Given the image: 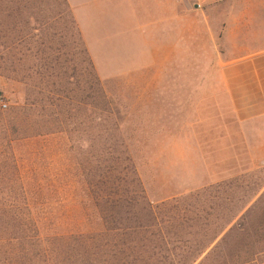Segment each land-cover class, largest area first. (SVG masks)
Segmentation results:
<instances>
[{
  "label": "rangeland",
  "instance_id": "1",
  "mask_svg": "<svg viewBox=\"0 0 264 264\" xmlns=\"http://www.w3.org/2000/svg\"><path fill=\"white\" fill-rule=\"evenodd\" d=\"M176 4L192 22L159 46L95 22L99 74L68 0H0V264H264V116L247 88L264 0ZM110 168L121 202L100 214L90 186ZM150 205L175 217L166 243L139 227Z\"/></svg>",
  "mask_w": 264,
  "mask_h": 264
},
{
  "label": "crops",
  "instance_id": "2",
  "mask_svg": "<svg viewBox=\"0 0 264 264\" xmlns=\"http://www.w3.org/2000/svg\"><path fill=\"white\" fill-rule=\"evenodd\" d=\"M73 10L75 21L87 41L91 58L99 72L105 74L102 67L103 57L94 47L95 22H122L125 30H130L131 35L142 37L143 42L159 46L161 35L169 33V26L175 22H192L190 9L187 11L177 10L176 0H68ZM207 22V20H203ZM233 23V36L239 40L245 37L242 22ZM203 26H205L203 24ZM236 26L238 30H236ZM127 36V32L123 38ZM249 36V34H248ZM123 39L120 41L122 43ZM123 43L128 49V43ZM165 43V39L162 41ZM131 49V47H129ZM248 63L253 67V79L247 88L250 95H255L256 101L249 104L254 107L253 117L264 116V52L251 54L247 57ZM108 71H106V74ZM252 85V86H251Z\"/></svg>",
  "mask_w": 264,
  "mask_h": 264
},
{
  "label": "trees",
  "instance_id": "3",
  "mask_svg": "<svg viewBox=\"0 0 264 264\" xmlns=\"http://www.w3.org/2000/svg\"><path fill=\"white\" fill-rule=\"evenodd\" d=\"M97 141H99L97 139ZM102 166H99V168H101ZM116 172V169H112L110 168L109 172H104L102 174H100V180H99V176L98 178H96L94 180V184H91L90 186V191H91V204L94 206L95 209L98 210V212L101 213H106L107 208L110 207L111 209H116L115 206V202H121L120 198L122 197L121 195V190H118V192H114L115 190V183L112 182L111 186H115L113 189H108L107 186L110 184V177L112 178V176L114 177V173ZM96 176V174H94ZM94 178V176H93ZM120 185V184H119ZM120 188V186H118ZM128 191H130V189H128ZM133 192L137 193L136 190H133ZM169 204H164L163 206L165 208L168 207ZM150 221L148 222V224L146 226H139L140 228L143 227V229L149 230V232L151 231H156L160 234L161 240L160 243H166V239H165V232H167V229L170 228V224H172L175 221V217L171 215L170 211L166 212V215L161 216V214L158 212V208H155L153 206L150 205ZM242 220L246 219V215H244L242 218ZM197 220V219H194ZM199 221V219H198ZM264 221V220H263ZM232 222H230L228 224L231 225ZM105 225V224H104ZM237 225V226H236ZM234 225V227H232L224 236L223 241L226 242L227 239L232 236L234 233L238 234V235H243L241 230L238 229V223ZM227 226V227H228ZM227 227L225 229H223L222 233H225V230L227 229ZM245 236V235H244ZM246 242H247V235H246ZM242 243H245V239L241 240ZM241 257V256H240ZM254 257V255H252V258ZM193 259L195 260V258H185V260H183L182 264H189L191 261H193Z\"/></svg>",
  "mask_w": 264,
  "mask_h": 264
},
{
  "label": "built area",
  "instance_id": "4",
  "mask_svg": "<svg viewBox=\"0 0 264 264\" xmlns=\"http://www.w3.org/2000/svg\"><path fill=\"white\" fill-rule=\"evenodd\" d=\"M0 106L3 109H7L8 108V105L5 103V101L2 98H0Z\"/></svg>",
  "mask_w": 264,
  "mask_h": 264
}]
</instances>
